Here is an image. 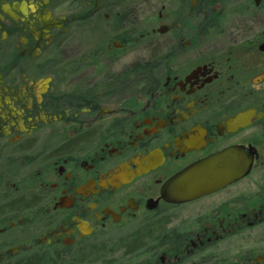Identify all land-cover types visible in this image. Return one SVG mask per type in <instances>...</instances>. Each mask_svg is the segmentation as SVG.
Wrapping results in <instances>:
<instances>
[{"label":"flooded vegetation","instance_id":"obj_1","mask_svg":"<svg viewBox=\"0 0 264 264\" xmlns=\"http://www.w3.org/2000/svg\"><path fill=\"white\" fill-rule=\"evenodd\" d=\"M0 264H264V0H0Z\"/></svg>","mask_w":264,"mask_h":264},{"label":"water","instance_id":"obj_2","mask_svg":"<svg viewBox=\"0 0 264 264\" xmlns=\"http://www.w3.org/2000/svg\"><path fill=\"white\" fill-rule=\"evenodd\" d=\"M207 176H206V178H204L203 180V182L205 183L204 184V187L205 188H211L212 187V185H213V181H214V178H213V176H212V174H211V172H209L208 174H206ZM186 177H188L187 178V182H186V187H192L193 185H195V183H196V176H195V172L193 171V173H191V174H188V175H185Z\"/></svg>","mask_w":264,"mask_h":264}]
</instances>
